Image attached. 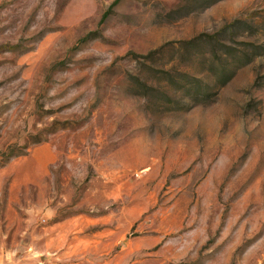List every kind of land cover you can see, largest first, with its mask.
<instances>
[{
	"label": "rangeland",
	"instance_id": "1",
	"mask_svg": "<svg viewBox=\"0 0 264 264\" xmlns=\"http://www.w3.org/2000/svg\"><path fill=\"white\" fill-rule=\"evenodd\" d=\"M0 264H264V0H0Z\"/></svg>",
	"mask_w": 264,
	"mask_h": 264
}]
</instances>
